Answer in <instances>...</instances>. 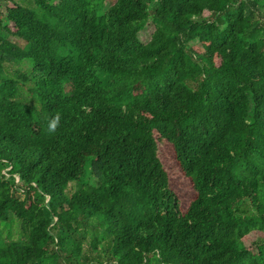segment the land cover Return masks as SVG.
Listing matches in <instances>:
<instances>
[{
  "label": "trees",
  "instance_id": "1",
  "mask_svg": "<svg viewBox=\"0 0 264 264\" xmlns=\"http://www.w3.org/2000/svg\"><path fill=\"white\" fill-rule=\"evenodd\" d=\"M2 1L0 264H264V0Z\"/></svg>",
  "mask_w": 264,
  "mask_h": 264
},
{
  "label": "rangeland",
  "instance_id": "2",
  "mask_svg": "<svg viewBox=\"0 0 264 264\" xmlns=\"http://www.w3.org/2000/svg\"><path fill=\"white\" fill-rule=\"evenodd\" d=\"M14 1L18 2L21 5L32 7V4L29 2V0H14ZM106 1H107L106 7H108L111 3H113V0H106ZM7 5H8L7 2L0 0V13ZM152 30H153V26L151 25V23H149L145 27V29L139 33L140 41L147 42L149 38L148 33H150ZM160 148H161L160 159L168 174L170 188L176 194L180 203L181 210L184 211L188 206L190 199L192 198L193 191L191 190L188 182L185 179H183L178 173L177 165L175 164L172 156L167 155L166 153L163 152L164 150H166L165 147L162 146ZM9 227H10L9 224H7L6 226H2L0 229V246L12 241L20 242L22 240L20 223L14 220L13 225L11 226V230ZM262 238L263 235L261 233L253 232L247 235L243 241L246 247L252 248L253 244L255 242H258L259 240L261 241ZM84 248L85 250L87 249L86 246Z\"/></svg>",
  "mask_w": 264,
  "mask_h": 264
},
{
  "label": "clouds",
  "instance_id": "3",
  "mask_svg": "<svg viewBox=\"0 0 264 264\" xmlns=\"http://www.w3.org/2000/svg\"><path fill=\"white\" fill-rule=\"evenodd\" d=\"M59 127V115L53 117L48 123V131L49 133H55L57 128Z\"/></svg>",
  "mask_w": 264,
  "mask_h": 264
}]
</instances>
